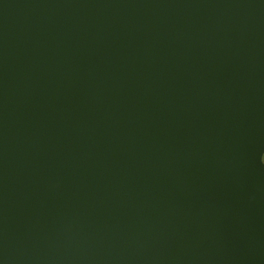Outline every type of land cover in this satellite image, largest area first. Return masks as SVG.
<instances>
[{
	"label": "water",
	"instance_id": "obj_1",
	"mask_svg": "<svg viewBox=\"0 0 264 264\" xmlns=\"http://www.w3.org/2000/svg\"><path fill=\"white\" fill-rule=\"evenodd\" d=\"M264 0H0V264H264Z\"/></svg>",
	"mask_w": 264,
	"mask_h": 264
},
{
	"label": "flooded vegetation",
	"instance_id": "obj_2",
	"mask_svg": "<svg viewBox=\"0 0 264 264\" xmlns=\"http://www.w3.org/2000/svg\"><path fill=\"white\" fill-rule=\"evenodd\" d=\"M262 159H263V161H264V155H263Z\"/></svg>",
	"mask_w": 264,
	"mask_h": 264
}]
</instances>
